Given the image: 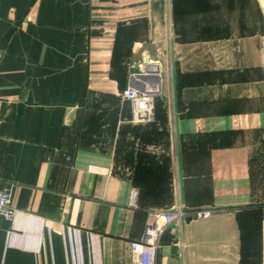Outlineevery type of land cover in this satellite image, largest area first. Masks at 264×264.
<instances>
[{"label": "crops", "instance_id": "0c3cea01", "mask_svg": "<svg viewBox=\"0 0 264 264\" xmlns=\"http://www.w3.org/2000/svg\"><path fill=\"white\" fill-rule=\"evenodd\" d=\"M178 1L0 0V264H136L173 207L212 212L167 228L157 264H264V31L184 38L236 15ZM151 63L135 124L123 91Z\"/></svg>", "mask_w": 264, "mask_h": 264}, {"label": "built area", "instance_id": "2783aa9c", "mask_svg": "<svg viewBox=\"0 0 264 264\" xmlns=\"http://www.w3.org/2000/svg\"><path fill=\"white\" fill-rule=\"evenodd\" d=\"M147 68L156 73V64H148L143 73H133L131 84L123 91V97L130 102L132 107L131 122L145 124L155 117L157 89L148 87L140 79V75L146 74ZM154 74V73H153ZM152 74V75H153ZM210 209H182L173 207L167 210H153L150 212L151 220L146 226L144 237L141 241H135L130 245L131 253L136 257V264H157L160 248V237L163 232L175 222L186 217H207ZM15 208L12 206V195L8 188L0 189V217L12 222L15 217Z\"/></svg>", "mask_w": 264, "mask_h": 264}, {"label": "rangeland", "instance_id": "374dc122", "mask_svg": "<svg viewBox=\"0 0 264 264\" xmlns=\"http://www.w3.org/2000/svg\"><path fill=\"white\" fill-rule=\"evenodd\" d=\"M229 1L228 6L232 9L231 14L236 15V17L231 16L218 17L216 19H203L204 23H216L218 25H214L213 29L210 28L206 31H204L205 29L203 28L200 35H198L197 31L199 24H201V18L191 16L190 18L181 19L182 36L184 38H196L201 35L204 36L205 33H215V30L218 31V34H220V32L225 33L230 30L229 28L231 26L236 27L238 32L264 31V0ZM178 3L183 4L193 14H195V11L193 10L197 9L198 5L201 6V0H184L183 2L178 1ZM176 21L178 22V19H176ZM175 25L178 26L176 23ZM146 66H141L140 68L145 70Z\"/></svg>", "mask_w": 264, "mask_h": 264}, {"label": "water", "instance_id": "95a60500", "mask_svg": "<svg viewBox=\"0 0 264 264\" xmlns=\"http://www.w3.org/2000/svg\"><path fill=\"white\" fill-rule=\"evenodd\" d=\"M158 72V69H156V73ZM155 74V72H152L151 70H150V68H147V72H146V74H143V75H140V79H142V80H151L152 79V74ZM195 218H197V217H191V216H188V217H186V221H191L192 219H195Z\"/></svg>", "mask_w": 264, "mask_h": 264}, {"label": "bare ground", "instance_id": "6f19581e", "mask_svg": "<svg viewBox=\"0 0 264 264\" xmlns=\"http://www.w3.org/2000/svg\"><path fill=\"white\" fill-rule=\"evenodd\" d=\"M263 3V2H262Z\"/></svg>", "mask_w": 264, "mask_h": 264}]
</instances>
